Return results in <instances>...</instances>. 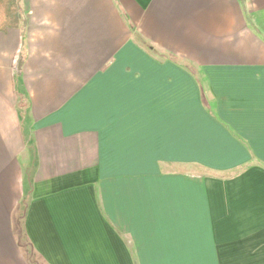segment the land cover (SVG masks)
<instances>
[{
  "label": "crops",
  "instance_id": "1",
  "mask_svg": "<svg viewBox=\"0 0 264 264\" xmlns=\"http://www.w3.org/2000/svg\"><path fill=\"white\" fill-rule=\"evenodd\" d=\"M16 5L0 264H264V0Z\"/></svg>",
  "mask_w": 264,
  "mask_h": 264
},
{
  "label": "trees",
  "instance_id": "2",
  "mask_svg": "<svg viewBox=\"0 0 264 264\" xmlns=\"http://www.w3.org/2000/svg\"><path fill=\"white\" fill-rule=\"evenodd\" d=\"M21 19L16 0H0V32L16 28Z\"/></svg>",
  "mask_w": 264,
  "mask_h": 264
},
{
  "label": "rangeland",
  "instance_id": "3",
  "mask_svg": "<svg viewBox=\"0 0 264 264\" xmlns=\"http://www.w3.org/2000/svg\"><path fill=\"white\" fill-rule=\"evenodd\" d=\"M25 204H26V199H24V202L22 203L21 206L19 204L17 205L15 213L12 214L11 216V221L12 220L14 221V225L15 227H17L18 230L21 227V219L23 217ZM27 250H26V253L28 254V258L30 259L32 264L36 263L34 256L29 251L27 252Z\"/></svg>",
  "mask_w": 264,
  "mask_h": 264
}]
</instances>
